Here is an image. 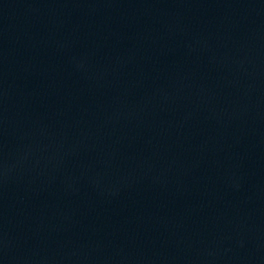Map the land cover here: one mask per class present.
<instances>
[{"label":"water","instance_id":"1","mask_svg":"<svg viewBox=\"0 0 264 264\" xmlns=\"http://www.w3.org/2000/svg\"><path fill=\"white\" fill-rule=\"evenodd\" d=\"M0 264H264V0H0Z\"/></svg>","mask_w":264,"mask_h":264}]
</instances>
